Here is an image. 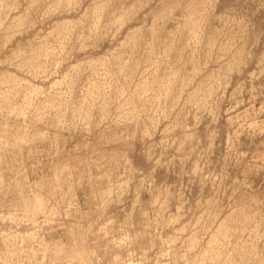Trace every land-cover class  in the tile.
Here are the masks:
<instances>
[{
	"label": "rangeland",
	"instance_id": "obj_1",
	"mask_svg": "<svg viewBox=\"0 0 264 264\" xmlns=\"http://www.w3.org/2000/svg\"><path fill=\"white\" fill-rule=\"evenodd\" d=\"M0 264H264V0H0Z\"/></svg>",
	"mask_w": 264,
	"mask_h": 264
}]
</instances>
